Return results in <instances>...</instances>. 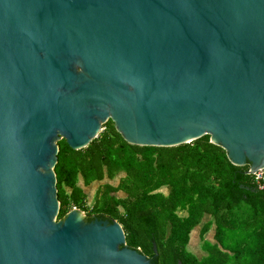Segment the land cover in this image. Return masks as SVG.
Masks as SVG:
<instances>
[{"label":"water","instance_id":"water-1","mask_svg":"<svg viewBox=\"0 0 264 264\" xmlns=\"http://www.w3.org/2000/svg\"><path fill=\"white\" fill-rule=\"evenodd\" d=\"M107 120L263 169L264 0H0V264H151L114 220L56 219V143Z\"/></svg>","mask_w":264,"mask_h":264},{"label":"trees","instance_id":"trees-1","mask_svg":"<svg viewBox=\"0 0 264 264\" xmlns=\"http://www.w3.org/2000/svg\"><path fill=\"white\" fill-rule=\"evenodd\" d=\"M56 145L57 220L73 208L114 220L128 247L146 256L155 248V264H264V188L207 135L140 147L125 143L107 120L84 148ZM115 178L116 185L107 183ZM93 183L99 185L88 205L83 188ZM198 225L200 257L186 250ZM210 230L212 241L205 239Z\"/></svg>","mask_w":264,"mask_h":264},{"label":"rangeland","instance_id":"rangeland-1","mask_svg":"<svg viewBox=\"0 0 264 264\" xmlns=\"http://www.w3.org/2000/svg\"><path fill=\"white\" fill-rule=\"evenodd\" d=\"M103 182H107V181H103ZM117 182V178H115L112 181H109L107 183L112 184V185H116ZM98 183H93L85 188H83V191L85 192V194L87 195V201H88V205L91 204V201L93 200V195L95 192V189L98 187ZM159 191H161L162 193L166 194L167 190L165 188H160ZM179 215H183V213H179ZM83 216H85V213L80 214V217L82 219ZM198 229H199V225L196 226L190 233H189V240H188V244L186 247V250L192 254H194L197 257H200L203 255V252L201 251V241L198 238ZM211 235H212V231H210L206 236L205 239L212 241L211 239Z\"/></svg>","mask_w":264,"mask_h":264},{"label":"built area","instance_id":"built-area-1","mask_svg":"<svg viewBox=\"0 0 264 264\" xmlns=\"http://www.w3.org/2000/svg\"><path fill=\"white\" fill-rule=\"evenodd\" d=\"M253 180L258 184L259 189L264 188V168L257 170L255 173L251 174Z\"/></svg>","mask_w":264,"mask_h":264},{"label":"flooded vegetation","instance_id":"flooded-vegetation-1","mask_svg":"<svg viewBox=\"0 0 264 264\" xmlns=\"http://www.w3.org/2000/svg\"><path fill=\"white\" fill-rule=\"evenodd\" d=\"M92 216H94V215H92ZM92 216H86V214H85V216H83V218H86V219H89L90 217H92ZM102 217V216H101ZM105 219H107V220H109V221H111L109 218H107V217H104ZM127 248H130V247H128L127 246ZM130 249H132V248H130ZM134 250H138L139 252H140V250L139 249H134ZM141 253V252H140ZM142 254V253H141ZM142 255H144V254H142ZM146 258H148V259H150V263L151 264H155V262H156V258H157V254L155 253L154 254V252H153V249H152V254H151V256H146V255H144Z\"/></svg>","mask_w":264,"mask_h":264},{"label":"crops","instance_id":"crops-1","mask_svg":"<svg viewBox=\"0 0 264 264\" xmlns=\"http://www.w3.org/2000/svg\"><path fill=\"white\" fill-rule=\"evenodd\" d=\"M198 230H199V229H198ZM210 231H212V230H210ZM210 231H209V232H210ZM209 232H208V233H209ZM208 233H207V234H208ZM207 234H206V235H207ZM206 235H205V236H206ZM212 235H213V232H212ZM212 235H211V238H212ZM209 241H210V240H209Z\"/></svg>","mask_w":264,"mask_h":264}]
</instances>
